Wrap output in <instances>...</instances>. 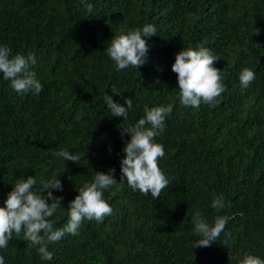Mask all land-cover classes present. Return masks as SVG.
I'll use <instances>...</instances> for the list:
<instances>
[{
	"label": "trees",
	"instance_id": "16d2710c",
	"mask_svg": "<svg viewBox=\"0 0 264 264\" xmlns=\"http://www.w3.org/2000/svg\"><path fill=\"white\" fill-rule=\"evenodd\" d=\"M145 24L156 28L145 37L146 63L117 71L106 48ZM0 46L13 55L35 54L32 70L43 84L39 94H19L0 73V206L17 179L34 176L39 194L42 181L60 176L63 190L53 195L63 196V205L50 219L63 228L68 205L97 171L115 168L117 179L103 192L112 213L102 222L85 219L78 235L50 244L52 260H41L21 232L0 249L5 264L264 259V0H0ZM189 47L220 57L214 66L226 90L215 106L180 102L172 65ZM244 68L256 76L246 89L239 79ZM105 95L125 107L132 100L127 119L112 116ZM169 104L173 111L155 142L164 147L158 166L170 183L156 200L121 180L131 139L123 128L144 116L145 105ZM61 149L81 155V162L54 155ZM221 195L225 207L217 211L212 201ZM197 212L210 225L218 215L231 217L209 247L192 246L199 239L191 219Z\"/></svg>",
	"mask_w": 264,
	"mask_h": 264
},
{
	"label": "clouds",
	"instance_id": "9594fccd",
	"mask_svg": "<svg viewBox=\"0 0 264 264\" xmlns=\"http://www.w3.org/2000/svg\"><path fill=\"white\" fill-rule=\"evenodd\" d=\"M88 13L93 12V5H86ZM156 34L154 25L145 24L142 28L120 35L111 40L106 48L108 56L115 62L117 71L128 67L139 68L146 63L149 44L145 37ZM220 57L214 56L209 49L183 48L176 54L172 71L178 77L179 99L182 105L199 108L201 103L215 106L219 103L218 97L225 92L220 69L214 62ZM36 64L35 54L25 57L22 54H12L7 46H0V73L5 80L11 82V87L19 94L30 92L39 94L43 84L32 70ZM244 89L256 79L255 73L244 68L239 76ZM113 94H121L116 88ZM105 104L112 116L127 119L128 109L132 107V100L126 98V107L113 99L112 95L104 96ZM173 105L144 106V116L134 126L123 128V132L131 134L130 141L125 142L123 152L126 154L121 161V180L126 179L128 185L139 190L143 195L151 193L153 199L160 198L162 190L170 180L158 166V159L165 155L162 144L155 142V138L165 131L166 118L172 113ZM122 132V134H123ZM57 157L67 161L81 162L79 154H72L65 149L55 152ZM115 168L105 173L97 171L90 183H85L78 189V195L68 205V223L63 228H55V221L50 219L61 208L63 196H54L53 190H63L60 176L42 181V192L33 190L37 181L34 176L17 179L12 191L8 193L4 206H0V249H6L9 241L24 234V240L31 246H37L40 259L50 261L53 252L50 244L60 241L66 234L78 235L82 222L87 219L102 222L112 213L109 203L103 198L104 190L116 185ZM47 191L45 196L43 193ZM51 200V203L48 201ZM217 210L225 207L222 195L212 201ZM193 232L199 237L193 242V248L209 247L213 241L219 240L230 216H216L214 225H210L197 212L192 216ZM234 259L230 254V260ZM237 264H264V259L258 256L245 254L243 259L235 258ZM0 264H5L0 256Z\"/></svg>",
	"mask_w": 264,
	"mask_h": 264
}]
</instances>
